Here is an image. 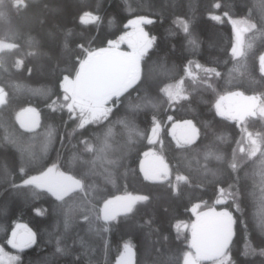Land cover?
Listing matches in <instances>:
<instances>
[{"label":"trees","instance_id":"obj_1","mask_svg":"<svg viewBox=\"0 0 264 264\" xmlns=\"http://www.w3.org/2000/svg\"><path fill=\"white\" fill-rule=\"evenodd\" d=\"M89 14L97 16V22L82 24ZM209 14L221 16L223 23L209 19ZM137 16L155 21L144 25L156 39L141 61V82L120 98L108 120L78 128L79 120L69 119L59 106L64 104V76H75L89 51L108 46ZM229 19L256 25L245 33V55L238 58L231 56L235 34ZM180 20H193L195 46H189L178 27ZM0 42L10 45L0 50V87L7 93V102L0 106V246L7 248L16 224L24 223L35 234V243L20 252L16 264H116L126 243L134 248L135 264H184L189 249L186 224L193 220L196 204L232 212L230 249L236 264H264L259 255L264 249L259 160L246 159L232 171L229 163L241 129L219 116L215 106L232 92L258 95L264 103L259 66L264 0H0ZM190 64L202 67L196 78L185 82L187 99L169 107L160 89L184 79ZM142 103L147 106L135 113L129 108ZM27 108L40 113V127L31 133L16 119ZM153 117L161 130L155 146L170 169L163 183L144 180L140 171L144 153L154 146L148 143ZM125 118L134 121V128L120 123ZM185 120L196 124L200 136L196 144L177 148L169 126ZM246 128L264 136V118L248 119ZM208 152L223 160L205 159ZM53 165L80 179L84 191L58 201L33 186H12ZM178 175L187 180L177 181ZM221 188L235 191L236 197L226 196L217 204ZM127 194L148 200L107 225L97 219L105 199ZM249 247L255 254L245 256Z\"/></svg>","mask_w":264,"mask_h":264},{"label":"snow or ice","instance_id":"obj_2","mask_svg":"<svg viewBox=\"0 0 264 264\" xmlns=\"http://www.w3.org/2000/svg\"><path fill=\"white\" fill-rule=\"evenodd\" d=\"M215 7L219 8L220 4H215ZM208 18L217 23H223L219 15L209 14ZM97 20V16L89 14L87 17H82L81 23H96ZM154 22L153 19L147 17L129 20L125 27L132 29L130 33H126L116 42H110L108 49L89 51L86 58L80 62L81 70L76 74L74 80L69 79L68 76H64L61 84L64 104L61 105V108L67 110L69 119L79 120L78 128H84L88 124H99L108 120L114 108L118 107L121 103L120 98L141 82V61L147 55L149 49L153 47L156 39L155 37H150L142 25ZM228 22L232 25L233 32L237 38H239L242 31L240 25L247 26L243 29L244 31H250L256 27L255 24L250 23L246 19L239 21L229 19ZM192 23L193 20H180L178 24V27L186 34L185 39L190 47L197 44L194 33L191 30ZM125 40H127L129 48L132 49L131 52H120L117 50L119 44ZM244 55L245 52L243 50L238 49L235 45L232 46L231 56L233 58ZM196 66L197 68L202 67L199 64ZM259 66L261 74L264 75V54L259 55ZM203 71L215 77L221 76V73L215 71L213 68H203ZM160 91L167 97L169 107H172L173 104L179 102L181 99H187L181 90L175 89L172 85H166ZM233 95L243 96L242 93H233ZM244 99L247 101L245 105L235 108L230 107L227 110L228 118L236 120L243 125L244 119L247 116H255L257 113L260 116H264V103L260 102V97L251 96L244 97ZM6 102L7 93L3 87H0V106ZM145 106L147 105L142 103L129 105V108L135 113ZM216 109L218 115L225 114L219 102L216 104ZM16 119L20 128L25 132H35L40 127L39 113L34 108L24 109L17 114ZM168 119L171 121L172 117L169 116ZM120 123L124 124L125 127L134 128V121L131 119L125 118ZM152 123L151 136L148 137L149 144H155L159 139L160 123L155 117H153ZM177 129H179L178 135ZM244 131L248 147L247 149L239 147L238 150L244 153L249 160L253 158L259 160L261 192L264 194V136L259 133L254 136L251 132L247 131V128ZM172 134L176 140L177 148H188L196 144L200 131L192 120H185L182 124L176 123L173 125ZM85 144L87 146L86 141ZM88 150L91 151L92 149L89 148ZM144 157L148 161L147 164L144 161L140 163V171L143 173L144 180L163 183L170 178V169L162 156L149 151L144 153ZM209 157H214L217 161L223 160L222 155L212 152H208L205 159ZM109 162L116 163V161ZM253 162L255 163V161ZM239 166L240 164L234 152L229 167L233 172H236ZM20 171L23 173V167H21ZM176 180L186 181L187 177L178 175ZM12 186H33L47 191L58 201H64L65 197L70 196L74 192L84 191V185L80 179L67 175L55 165L47 168L40 175L24 179L20 185L13 183ZM236 195L235 191L227 192L221 188L219 189L216 203H224L226 196L235 198ZM147 200L148 196H134L131 194L105 199L102 207L99 209L97 219H102L105 225H107L112 221H116L118 217L127 216L133 211L138 202ZM198 207L199 205L195 206L193 211L195 212ZM237 210H240L238 204ZM36 211L38 215L43 214L42 209H37ZM84 220L87 221L88 216H84ZM234 224L235 220L228 211L216 212L214 209H211L209 212L197 213L196 222L191 225L192 241L190 244V247L195 249V256L193 257L191 253L186 254L184 264H199L201 260H213L214 264H236V261L232 259L230 249L234 236ZM8 243L11 247L22 251L35 243V234L29 229H24L22 232L13 231L12 238ZM124 250L125 255L120 258L118 264H132L133 252L131 244L126 243ZM2 251L0 249V252ZM254 254L255 250L250 247L244 253L245 256ZM259 255L264 256V249L260 251Z\"/></svg>","mask_w":264,"mask_h":264},{"label":"rangeland","instance_id":"obj_3","mask_svg":"<svg viewBox=\"0 0 264 264\" xmlns=\"http://www.w3.org/2000/svg\"><path fill=\"white\" fill-rule=\"evenodd\" d=\"M139 17H142V16H137V17H134V18H132V19H136V18H139ZM130 20H131V19H130ZM237 21H239V20H237ZM127 24H128V23H127ZM142 27L144 28V25H142ZM246 27H247L246 25H240V28H241L242 31H241V33H240L239 38H237V36L235 35V42H234V45L237 46L238 49H240V50H243V42H244V39H243V38H244L245 33L248 32V31H244V30H243V29H245ZM144 30H145V28H144ZM131 31H132L131 28H127V30H126L122 35H120L116 40H114V41H112V42H116V41L120 40V38H121L123 35H125L126 33H130ZM145 31H146V30H145ZM146 32H147V31H146ZM48 35H49V36H53V33H49ZM109 44H110V43H109ZM109 44H108V46H106V47H104V48H101V49H108V48H109ZM7 48H10V45H9V44H6V43H3V42H0V50L7 49ZM151 49H152V48H151ZM99 50H100V49L95 50V51H99ZM117 50L120 51V52H131V51H132V49L129 48V45H128L127 40L121 42V43L119 44V47H118ZM149 50H150V49H149ZM148 52H149V51H148ZM85 58H86V57H85ZM80 70H81V69H80V67H79L78 72H79ZM78 72H77V73H78ZM77 73H76V74H77ZM76 74H75V76H76ZM198 74H199V69L197 68L196 65H194V64H190V65H188V66H187V75H186V77H185L184 79L181 80L182 83H181V81H179L177 84L173 85V87H174L175 89H177V90H181V91H182V94H183V89H184V87H185V82L187 81V78H189V79H194V78H196V77L198 76ZM75 76H73V77H69V79H73V80H74V79H75ZM233 93H241V92H232V93H228V94L222 95V96L217 100L216 104L219 102V103L221 104V109L225 112L224 115H219V116H221V117H223V118H226V119H228V120H231V121L236 122V123L238 124V126L240 127V129H241V137H240V139H239V143H238V145H237V149H236V153H235L238 162L241 163V162H243V161H245V160L247 159V157L245 156V154L239 152V150H238L239 147H244L245 149H247V147H248L247 142H246V138H245V131H244V129L246 128V121H247L248 119H250V118H255V117L264 118V116H260L259 113H257V115H255V116H247V117H245V119H244V124H243V125H241V123L238 122V121H236V120H233V119L228 118V112H227V110H228L230 107H231V108H235V107H237V106H243V105H245V104L247 103V101L244 99V97H251V96H257V97H260V96H258V95H245V94H243V93H242L243 96H236V95H233ZM222 98H223V99H222ZM260 102L263 103L262 100H260ZM59 103H60V102H59ZM61 105H62V103L59 104V106H61ZM215 106H216V105H215ZM21 112H22V111H21ZM37 112L39 113L38 110H37ZM216 112H217V109H216ZM19 113H20V112H19ZM39 117H40V113H39ZM176 123H180V124H182L183 122H172V123L170 124V126H169V133H170L172 139L175 141V143H176V140L173 138L172 130H173V125L176 124ZM193 123H194V122H193ZM194 124H195V123H194ZM160 131H161V130H160V128H159V134L161 133ZM247 131H248V130H247ZM176 132H177V135H178V134H179V129H177ZM252 134H253V133H252ZM253 135L255 136L256 134H253ZM149 136H151V133H150ZM157 141H158V140H157ZM155 144L159 145V141H158L157 143H155ZM155 144H154V146L150 147L146 152L153 151V152H155L158 156H161L160 153L158 152V150H157ZM144 158H145V157H144ZM51 167H52V166H51ZM56 167H57V166H56ZM59 170H60V169H59ZM60 171H61V170H60ZM66 174H67V173H66ZM39 175H40V174H39ZM67 175H69V174H67ZM35 176H37V175H35ZM168 180H169V179H168ZM166 181H167V180H166ZM41 190H42V189H41ZM127 195H128V194H127ZM131 195H132V194H131ZM122 196H124V195H122ZM134 196H135V195H134ZM138 203H140V202H138ZM138 203H137V204H138ZM197 205H199V204L194 205V206L192 207V209H191V211H192V213H193V215H194L193 220H192L190 223L186 224V225H187V231H188V233H189V241H188V243H189V249H188V251H187L186 254L191 253L193 257L195 256V249H192V248L190 247V244H191V241H192V230H191V225H192L193 223L196 222V219H197V213H201V214H202V213H204V212H209L211 209H214L216 212L228 211V212H230V213L232 214L231 211H229V210H227V209L218 208L217 206H212V207H210V208H208V209H201V208H200V205H199L198 208H196V211L194 212V211H193V208H194L195 206H197ZM232 216H233V214H232ZM233 218H234V217H233ZM234 226H235V224L233 225V230H234ZM24 229H29V228H28L24 223H19V224H16V227L14 228L13 231H21V232H22ZM29 230H30V229H29ZM234 231H235V230H234ZM11 238H12V234H11V236H10V239H11ZM10 239H9V240H10ZM131 246H132V245H131ZM124 247H125V245H124ZM124 247H123L122 254H121V256L118 258L116 264H118L120 258H121L122 256L125 255ZM0 249L3 250L2 252H0V264H16L17 261H18V259H19V256H20V252H22L21 250H18V249H15V248L11 247V246L9 245V243L7 244V248H6V247H3V246H0ZM24 250H25V249H24ZM132 252H133V255H132V264H135V251H134L133 246H132ZM199 264H214V262H213V260H201V261H199Z\"/></svg>","mask_w":264,"mask_h":264},{"label":"water","instance_id":"obj_4","mask_svg":"<svg viewBox=\"0 0 264 264\" xmlns=\"http://www.w3.org/2000/svg\"><path fill=\"white\" fill-rule=\"evenodd\" d=\"M39 121H40V117H39ZM142 161H144L145 164H147V162H148L146 159H143Z\"/></svg>","mask_w":264,"mask_h":264}]
</instances>
